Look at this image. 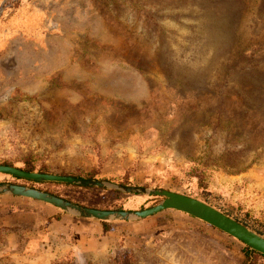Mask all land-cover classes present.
I'll return each instance as SVG.
<instances>
[{
    "label": "rangeland",
    "instance_id": "1",
    "mask_svg": "<svg viewBox=\"0 0 264 264\" xmlns=\"http://www.w3.org/2000/svg\"><path fill=\"white\" fill-rule=\"evenodd\" d=\"M3 160L183 193L264 237V0H0ZM114 191L83 197L162 199ZM153 217L124 264H242L244 243L207 223Z\"/></svg>",
    "mask_w": 264,
    "mask_h": 264
},
{
    "label": "crops",
    "instance_id": "2",
    "mask_svg": "<svg viewBox=\"0 0 264 264\" xmlns=\"http://www.w3.org/2000/svg\"><path fill=\"white\" fill-rule=\"evenodd\" d=\"M4 175L0 182L8 181ZM153 216L103 225L39 200L0 195V264H54L68 257L78 264H103L146 248L161 223Z\"/></svg>",
    "mask_w": 264,
    "mask_h": 264
},
{
    "label": "water",
    "instance_id": "3",
    "mask_svg": "<svg viewBox=\"0 0 264 264\" xmlns=\"http://www.w3.org/2000/svg\"><path fill=\"white\" fill-rule=\"evenodd\" d=\"M0 173L35 181L71 183L80 186L113 189L123 193L159 196L162 197L161 201L148 208L138 210H105L76 204L34 187L10 182H0V195H15L39 200L55 206L67 214L80 218L97 219L108 222L135 221L165 210L180 211L241 241L251 250L264 254L263 236L214 206L193 196L166 189L123 186L111 181L96 178L85 179L71 175L26 171L14 166L2 164H0Z\"/></svg>",
    "mask_w": 264,
    "mask_h": 264
},
{
    "label": "trees",
    "instance_id": "4",
    "mask_svg": "<svg viewBox=\"0 0 264 264\" xmlns=\"http://www.w3.org/2000/svg\"><path fill=\"white\" fill-rule=\"evenodd\" d=\"M0 164H2V165H10V166L12 165L7 160L0 161ZM17 168H20V169H23V170H26V171H37V172H40V173H56V172L50 170L45 163L41 164L38 168H35V165L32 162H30V161H24V165L22 167H17ZM58 174H60V175H72V176H75V177H81V178H85V179L97 178L96 177L97 172L93 171V170L88 172L86 175L71 174V173H66L64 171H60V172H58ZM25 180L29 181V182H32V183L54 184V185L61 186V187H64V186L65 187H70L71 190L70 189H68V190L71 191V192L74 191V193L70 192L69 194H65L63 192H57L56 191V189L62 190L64 188H58L57 187V188H55V190H52V189H43V188H40V187H35L34 185H29L30 187H34V188H37V189H41V190L47 191L49 193H52V194H54L56 196H59L61 198H64V199H66L68 201H71L73 203H76V204H80V205L88 206V207H93V208H97V209L123 210V208L121 206L110 208V207H106L105 205H100V204L94 203V202L90 201L89 199L83 197L84 194H89L90 191H97V192H100V193L106 191V189H103V188H95V187H89V186H80V185L71 184V183L42 182V181H35V180H29V179H25ZM10 183H13V182H10ZM118 183L121 184V185H127L126 183L121 182V181H119ZM16 184H18V183H16ZM65 191H67V189ZM114 192L115 193H119L118 191H114ZM152 205L153 204H151L150 206H152ZM228 216H230V215H228ZM233 218L235 220L239 221L240 223H242V224L247 226V224L244 223L242 220L237 219L236 217H233ZM100 222L103 225H107L108 223H111V222H108V221H100ZM242 251H243V255H244V259H243L242 264H256V261H257L258 257H264V254L258 253V252L254 251V250H251L246 245L243 246ZM127 256H129V258L132 259L133 255H132L131 252H126V253H123L122 256L116 255L115 258L113 259V261L117 262V264H124L125 260L127 259ZM131 264H132V260H131ZM134 264H135V258H134Z\"/></svg>",
    "mask_w": 264,
    "mask_h": 264
}]
</instances>
